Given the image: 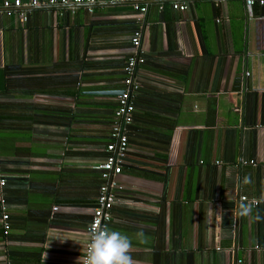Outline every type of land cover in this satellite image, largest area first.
<instances>
[{
  "label": "crops",
  "instance_id": "obj_1",
  "mask_svg": "<svg viewBox=\"0 0 264 264\" xmlns=\"http://www.w3.org/2000/svg\"><path fill=\"white\" fill-rule=\"evenodd\" d=\"M3 1L0 264L83 256L138 28L140 86L108 227L132 238L135 264H264V203L233 215L264 192V4L146 0L140 23L132 0L91 13Z\"/></svg>",
  "mask_w": 264,
  "mask_h": 264
},
{
  "label": "built area",
  "instance_id": "obj_2",
  "mask_svg": "<svg viewBox=\"0 0 264 264\" xmlns=\"http://www.w3.org/2000/svg\"><path fill=\"white\" fill-rule=\"evenodd\" d=\"M123 1L126 0H30L26 3H23L20 0H4L2 2V6L4 8L14 9L41 5H65L69 6L71 9H75L78 6H84L87 11L91 13L95 4L102 2L116 3ZM244 2L247 7L253 6L255 3H258L259 5L264 4V0H245ZM171 4L173 8L181 11L187 8V4L184 1L173 0ZM132 7L134 10L139 11L137 19L141 23L140 20L144 16V13L147 9L146 0H132ZM18 16L22 21L26 20V12L24 10H19ZM140 40L141 29L138 28L134 30L130 38L132 44V53L127 57L126 63L123 67V88L121 89V92L116 95V107L113 112L110 131V136L112 139L106 145L108 154L103 159V161L95 166L101 171L103 182L99 186L96 206L93 207L91 211V219L86 227L87 235L89 227L93 222H98L99 225L103 227L104 225L108 226V223L111 220V208L115 201L113 188L117 185L116 176L121 172L122 164L124 163V158L127 151V125H129L132 121L135 110L134 98L137 89L140 86V82L136 74V65L143 61L140 49ZM4 183L5 180L1 178L0 192ZM241 198L244 199L245 196H241ZM7 218L8 214L6 212L2 213L5 232H7V229L9 228ZM87 244L88 240L86 239L83 249V256L86 254ZM237 262L240 263L241 260H237Z\"/></svg>",
  "mask_w": 264,
  "mask_h": 264
},
{
  "label": "clouds",
  "instance_id": "obj_3",
  "mask_svg": "<svg viewBox=\"0 0 264 264\" xmlns=\"http://www.w3.org/2000/svg\"><path fill=\"white\" fill-rule=\"evenodd\" d=\"M245 183H251V179L245 177ZM258 203H264V192H262L258 201L241 202L237 206L238 212L234 210L233 215L238 214L240 217H249L252 214L253 205ZM254 219L264 221V216L257 212ZM136 236L140 242H144L143 232L137 233ZM87 240L86 254L79 257L78 264H135L130 255L133 246L132 238L128 235L112 230L107 225L101 227L98 222H93L89 227Z\"/></svg>",
  "mask_w": 264,
  "mask_h": 264
},
{
  "label": "water",
  "instance_id": "obj_4",
  "mask_svg": "<svg viewBox=\"0 0 264 264\" xmlns=\"http://www.w3.org/2000/svg\"><path fill=\"white\" fill-rule=\"evenodd\" d=\"M120 92H121V90H120V91H118V92H117V94H118V93H120Z\"/></svg>",
  "mask_w": 264,
  "mask_h": 264
},
{
  "label": "bare ground",
  "instance_id": "obj_5",
  "mask_svg": "<svg viewBox=\"0 0 264 264\" xmlns=\"http://www.w3.org/2000/svg\"><path fill=\"white\" fill-rule=\"evenodd\" d=\"M145 58V57H144ZM143 63V62H142Z\"/></svg>",
  "mask_w": 264,
  "mask_h": 264
}]
</instances>
